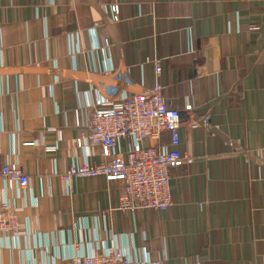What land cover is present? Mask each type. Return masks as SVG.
Instances as JSON below:
<instances>
[{"label":"crops","instance_id":"obj_1","mask_svg":"<svg viewBox=\"0 0 264 264\" xmlns=\"http://www.w3.org/2000/svg\"><path fill=\"white\" fill-rule=\"evenodd\" d=\"M113 72L129 93L160 84L170 109L207 120L178 123L184 162L166 211L121 212L120 184L76 178L68 193L60 178L102 161L75 139ZM143 143L167 146L168 134ZM0 163L28 179L0 184L19 221L0 232V264H69L113 246L141 264H264V1L0 0Z\"/></svg>","mask_w":264,"mask_h":264},{"label":"built area","instance_id":"obj_2","mask_svg":"<svg viewBox=\"0 0 264 264\" xmlns=\"http://www.w3.org/2000/svg\"><path fill=\"white\" fill-rule=\"evenodd\" d=\"M264 1V0H263ZM109 14L116 20L118 7H109ZM251 30L257 29L250 26ZM153 64L156 72L161 70L157 60L145 59L143 65ZM114 85H106L103 96L97 94L87 108L90 116L75 139V145L99 147L102 161L95 164L70 166L60 175L70 192V182L76 178L101 177L106 183H118L122 195L118 208L121 212H134L142 208L166 211L171 203L169 180L174 168L181 167L178 123L181 121L189 128L197 129L207 124L206 118L193 119L190 122L191 105L187 104L181 112L169 108L162 100L160 84H154L147 91L138 94L129 93L128 81L113 72ZM187 119V121H183ZM196 118V117H195ZM162 132L168 134L167 146L144 145V141L156 142ZM126 140L123 155L118 152V143ZM246 150L238 148L237 152ZM15 183L18 190L28 187L27 176L21 164L0 163V184ZM19 229L17 212L9 201L0 202V232L16 235ZM69 264H141L132 256L128 247L113 246L98 253L78 251L69 260Z\"/></svg>","mask_w":264,"mask_h":264}]
</instances>
